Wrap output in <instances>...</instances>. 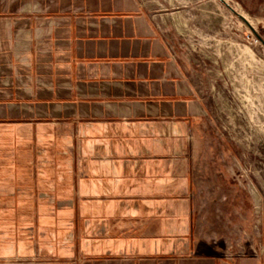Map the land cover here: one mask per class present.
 Listing matches in <instances>:
<instances>
[{
    "label": "crops",
    "instance_id": "0c3cea01",
    "mask_svg": "<svg viewBox=\"0 0 264 264\" xmlns=\"http://www.w3.org/2000/svg\"><path fill=\"white\" fill-rule=\"evenodd\" d=\"M15 1L0 0V264H175L156 238L94 242L109 214L80 208L76 133L44 132L102 124L129 155V122L198 123L157 23L139 0Z\"/></svg>",
    "mask_w": 264,
    "mask_h": 264
},
{
    "label": "rangeland",
    "instance_id": "374dc122",
    "mask_svg": "<svg viewBox=\"0 0 264 264\" xmlns=\"http://www.w3.org/2000/svg\"><path fill=\"white\" fill-rule=\"evenodd\" d=\"M139 2L204 116L188 131L170 121L125 124L141 136L129 155L105 125L89 137L83 126H45L76 133L80 208L109 214L94 242L156 238L175 264H264V0Z\"/></svg>",
    "mask_w": 264,
    "mask_h": 264
},
{
    "label": "water",
    "instance_id": "95a60500",
    "mask_svg": "<svg viewBox=\"0 0 264 264\" xmlns=\"http://www.w3.org/2000/svg\"><path fill=\"white\" fill-rule=\"evenodd\" d=\"M235 13V12H234ZM236 16L245 24H247L249 26V23L247 22V20L245 19V17H243L242 15H239L237 13H235Z\"/></svg>",
    "mask_w": 264,
    "mask_h": 264
},
{
    "label": "bare ground",
    "instance_id": "6f19581e",
    "mask_svg": "<svg viewBox=\"0 0 264 264\" xmlns=\"http://www.w3.org/2000/svg\"><path fill=\"white\" fill-rule=\"evenodd\" d=\"M244 17V16H243Z\"/></svg>",
    "mask_w": 264,
    "mask_h": 264
}]
</instances>
